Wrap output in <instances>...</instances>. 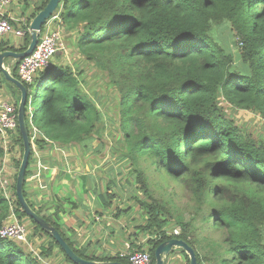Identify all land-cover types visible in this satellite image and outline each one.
Instances as JSON below:
<instances>
[{
    "label": "trees",
    "instance_id": "16d2710c",
    "mask_svg": "<svg viewBox=\"0 0 264 264\" xmlns=\"http://www.w3.org/2000/svg\"><path fill=\"white\" fill-rule=\"evenodd\" d=\"M47 1H34L35 13L19 15L24 21L15 20L19 17L14 18L13 13L5 14L24 35L17 47L0 37V52L27 48L29 23ZM21 2L26 7L31 0ZM54 15L60 19L64 34L71 32L73 39L76 35L71 45L75 44L84 63L80 67L58 64L59 57L65 56V46L53 56L55 64L44 68L50 81L43 92L34 100L27 95L25 123L31 152L23 194L31 208L87 260L131 264L121 253L145 251L154 264L155 247L179 238L194 249L198 264H264V140L246 133L222 106L226 103L235 111L264 117V0H60ZM224 26L241 44L236 56L219 38V29ZM19 60L4 59L13 61L10 71L17 79ZM85 60L89 69L93 66L100 72V86L86 80ZM4 80L0 70V89ZM7 82L16 91L12 103L17 112L20 92ZM23 84L27 89L29 84ZM94 86L101 93L112 90L115 102L107 107L113 106L116 123H109L126 147L125 155L118 158L128 164L129 180L119 184L112 174L97 184L90 178L88 191L94 198L89 193L88 199L94 208L86 207L88 221L77 217V225L69 229L60 222L63 206L57 205L54 215L35 206L27 193L26 179L31 174L33 143L38 150L49 149L51 141L61 148L78 146L90 152L95 139H101L98 130L105 128V119L100 100L105 101V97L100 99ZM39 97L40 107L32 110ZM17 123L14 130L7 131V138L9 147L18 146L21 154L15 161L13 180L0 179V228L10 221L26 222L30 235L43 237L44 242L35 254L26 250L27 242L0 238V264H49L58 253L64 264H77L18 202L15 183L23 142ZM9 151L0 140L2 161ZM150 166L161 173V180L170 178L179 185L188 218L178 212L173 198L155 195L145 171ZM64 175L59 173L54 183ZM126 193L137 205L131 207L122 199ZM116 199L125 207L116 209L109 218L136 209L135 216H128L134 225L130 222L125 228L113 229V221L102 218L111 213ZM58 200L67 203L70 214L81 207L65 194ZM176 226L179 234L173 232ZM108 227L112 231L107 232L104 242L97 240L78 248L82 230L92 229L99 238ZM139 234L146 236V243ZM91 243L99 248L97 254H91ZM177 250L189 264L187 254Z\"/></svg>",
    "mask_w": 264,
    "mask_h": 264
},
{
    "label": "rangeland",
    "instance_id": "374dc122",
    "mask_svg": "<svg viewBox=\"0 0 264 264\" xmlns=\"http://www.w3.org/2000/svg\"><path fill=\"white\" fill-rule=\"evenodd\" d=\"M15 0H12L11 3H13ZM34 1H40L41 3L44 2L45 0H34ZM27 3L26 7L25 6H20L16 2H14V7L13 5H9L5 7V9L2 10L4 14L12 15L14 18H18L21 13L25 14L26 16H31L33 13H35V9L32 6L34 3ZM10 3V4H11ZM25 7V8H24ZM22 15V14H21ZM52 16L45 21V23L42 25L41 30L38 34V40L40 41L43 36L45 35L46 32L50 30H59L62 35H61V41L64 45L66 46V51L64 57H59L60 59L57 60L58 64L60 65H65V66H75L74 64L80 65L84 63V57H82L75 49V44L73 46L71 45L72 40H76V35L74 36L71 34V32H65L63 33V28L59 25L60 19L58 17L51 19ZM21 37H18L14 34V27L11 30L10 34L7 36H2V39L4 40H10L11 45L17 47L18 46V41L20 40ZM219 38L223 44V46L229 50L231 53H233L235 56L240 52V46L241 44H237L236 42L238 41L237 37L232 33L230 35L229 29L227 26L221 27L219 29ZM72 41V43L74 42ZM64 50V49H63ZM55 58L52 57L50 60V64L53 62ZM55 61V60H54ZM55 64V62H53ZM85 66L87 69V72L85 73V78L86 80L90 79L91 81H94L96 86L101 85V78L99 77L100 72H97L96 69L91 66L90 69L86 64L85 60ZM11 69V67H10ZM47 69H39L35 72L34 78H36V82L33 81L31 84L27 85V95L29 100H34V97L36 94H41L43 92V89L47 86L49 83V78L47 76ZM16 76L19 78L16 70H15ZM3 85L1 86L3 90V95L7 97V99L10 102H13L15 98H17L16 91L14 90L13 87L8 85L9 83L7 81L2 82ZM40 85V87H38ZM96 86H94V89L96 92L100 93V99L105 97V101L100 100L102 104H100V111L104 115V124L105 128H99L98 130V135L101 136L100 138L95 139L93 142V148L90 152H84L81 149L79 150L78 146L71 147V148H66L63 151H57L55 153V156H52V159H50L48 156L44 155L45 153H49V150L51 148L52 142L49 141L50 147L49 149H44L38 151V147H35V143H33V153L31 154V160L29 163V170H31L32 175L34 172L39 173V176L36 177L35 179H30L29 177L26 179V190L27 193H29V197L31 198L32 202L36 204V207H41L42 206V211L50 213L54 215L55 213V207L57 205H60L61 207L63 206V209L59 210V218L61 223H67L69 225V229L71 226H76V218L79 217L80 220L82 221H88V214H89V208L93 209V201L92 199H88L87 195V190L91 185V180L95 181L97 184L99 182V179L103 178L106 180L108 177H112V174L114 175L115 180L119 184H124L125 180H129V178L126 176V173L129 169L128 164L126 162H121L120 158L118 156L125 155L126 152V147L123 145L122 140H119L118 133L115 132L110 125V121H113L114 125L116 121L113 118V106L107 107L108 104L115 102V99L113 101V97L111 95L112 90H105V92L101 93L99 90H97ZM0 89V90H1ZM115 90V89H114ZM2 93V92H1ZM42 102V98L39 97V99L35 102V106H32V110H37L40 105L39 103ZM222 106L224 108V113L230 116L234 122L239 125L246 133H251L252 135L261 138L264 140V122L262 121L263 118L259 115H254L246 110H233L230 107L228 108V105L226 103H222ZM254 113V112H253ZM262 118V119H261ZM118 139V141H116ZM53 147H55L54 144H52ZM57 145V144H56ZM58 146V145H57ZM9 148L10 151H9ZM7 149H8V154L5 156V158L0 159V179H4L6 182H11L13 180V176L15 173V161L17 158L20 156L21 152L19 151L18 146L13 147L10 144V147L7 142ZM97 152L93 153V151L97 150ZM102 149V150H101ZM52 150V149H51ZM50 150V151H51ZM100 150V151H99ZM35 153V154H34ZM43 154V155H42ZM45 163L43 162V160ZM55 161L58 165H56V174L57 176L59 173H64L65 175L61 178L60 181H56L53 183V179L55 178L52 177L55 173L54 166L51 164ZM152 164V162H150ZM38 168L41 171H38ZM60 170V171H59ZM118 171H121V174H118ZM148 180H149V185L152 190L155 191L156 196H163V197H171L173 198V202L177 204V207L179 208V213L183 214L188 218L190 216L187 214L186 209L184 207V204H186V199L184 198L181 189L178 184H176L173 180L170 178L167 179V181L161 180L159 175L161 173L157 170H154L153 166L148 167L145 169ZM44 174V176H43ZM90 176V177H89ZM93 177V178H92ZM90 178H92L90 180ZM164 179V178H163ZM4 183V182H3ZM51 183V187L50 184ZM134 184V182H131ZM5 184V183H4ZM58 187L59 192L65 193L66 196L71 195L70 200H74L81 207L78 209H75L73 211V214H70V208L68 207L67 203L63 202L61 203L59 199V195L53 193L52 190L49 191L48 187L52 189V187ZM166 186L165 188H162ZM133 193V192H132ZM11 194L8 193V196ZM63 195V194H62ZM61 195V196H62ZM130 196V193H126L122 199L124 201L128 200L127 197ZM46 200H49L46 202ZM119 200H114L112 207L110 208V212L108 215H106L104 218L105 220H111L113 221V229L114 228H121V227H126L127 224L130 222L133 223V225L136 223L134 222L130 216H135L136 209L128 211V212H121L120 214L118 213L117 217L111 219L110 214H115L116 209H119V207H125L121 206V203H118ZM60 203V204H59ZM131 207L137 203L134 202V200H128L127 202ZM87 207V208H86ZM190 209V208H189ZM139 211V209L137 208ZM118 211V210H117ZM190 212L192 213V209H190ZM87 216V219H86ZM115 216V215H114ZM112 216V217H114ZM100 219V218H97ZM103 219V220H104ZM100 221V220H99ZM24 222V221H23ZM173 222V221H172ZM26 229V236H25V241L26 243V250H31L35 254L39 253V245L43 244V237L39 236H31L30 235V230H29V225L28 223H23ZM172 223L169 224V229L172 228ZM179 228V226H176ZM82 230V229H81ZM131 232L134 230L133 227L130 228ZM180 230V228H179ZM89 234V231L86 229L82 230V233L79 236V240L82 242L87 238ZM119 238V237H118ZM139 239H141L144 243H146V236L143 234H139ZM104 242V241H103ZM59 255L49 263V264H64L62 262L63 258L61 257V254L58 253ZM174 255H179L183 256L180 250H175L171 252L167 257H166V262L165 264H179L180 258L175 259L174 261H170L169 258H171ZM174 259V257H173Z\"/></svg>",
    "mask_w": 264,
    "mask_h": 264
},
{
    "label": "water",
    "instance_id": "95a60500",
    "mask_svg": "<svg viewBox=\"0 0 264 264\" xmlns=\"http://www.w3.org/2000/svg\"><path fill=\"white\" fill-rule=\"evenodd\" d=\"M60 0H48L45 6L38 11L29 23V34L31 36L30 42L27 48L20 52H14L10 50H4L0 52V70L4 75V78L13 83L20 92V99L17 105V124L19 132L23 142V154L16 174L15 194L24 212L31 217L37 224L47 231L54 240L60 245L62 250L68 256V258L77 264H126L117 261H95L87 260L78 256L69 246V244L63 239L58 230L49 222L44 220L39 214H37L26 201L23 194V182L25 178L26 167L31 152L30 140L25 123V103L27 101V89L23 82L15 78L9 67L4 66V59L6 57H12L14 59H20L26 56L35 48L38 42V34L42 25L47 19H49L54 13ZM175 249H182L187 254L189 264H198L194 249L187 244L184 240L179 238H170L159 243L154 249L155 263L164 264V258L173 252Z\"/></svg>",
    "mask_w": 264,
    "mask_h": 264
},
{
    "label": "built area",
    "instance_id": "2783aa9c",
    "mask_svg": "<svg viewBox=\"0 0 264 264\" xmlns=\"http://www.w3.org/2000/svg\"><path fill=\"white\" fill-rule=\"evenodd\" d=\"M11 2L12 0H0V37L9 35L13 29V25L7 17H4L5 14L2 12ZM54 18H56V15L52 16L51 19ZM15 20L19 22L24 21L25 18L19 16V18ZM14 34L18 37H22L24 35V30L21 28H14ZM64 48L61 41V32L59 30H50L46 32L43 38L40 41L38 40L32 52L20 58L16 66L20 81L28 84L32 83L35 72L39 69L46 68L51 58ZM262 118L264 122V117ZM16 122L17 112L15 111V106L0 90V140L5 148H7L8 142L7 131L14 130ZM34 130L37 131L36 128H34ZM38 171L41 170L38 168L37 172ZM38 176L39 173H34L30 176V179H35ZM12 216H14L13 213ZM173 232L174 234H179L180 230L179 228H175ZM25 236V226L18 221H10L0 228L1 239L9 238L25 241ZM121 256L127 257L131 264H151L150 255L145 251H126L121 253Z\"/></svg>",
    "mask_w": 264,
    "mask_h": 264
},
{
    "label": "crops",
    "instance_id": "0c3cea01",
    "mask_svg": "<svg viewBox=\"0 0 264 264\" xmlns=\"http://www.w3.org/2000/svg\"><path fill=\"white\" fill-rule=\"evenodd\" d=\"M22 0H15L14 2H16L18 5H20V6H22V2H21ZM34 0H31V2H33ZM14 2L13 3H11L10 5H9V8H10V6H12L13 5V7H14ZM5 9V8H4ZM8 15V14H7ZM11 15V14H10ZM9 15V16H10ZM26 16V15H25ZM11 43H13V42H11ZM18 43L20 44L21 42H20V40L18 41ZM18 44V45H19ZM12 58V57H11ZM12 59H14V58H12ZM13 63V61H7V62H4V66H7V67H9V69H10V65ZM11 72V71H10ZM52 144H54L55 145V147H53V145ZM51 144V148H50V150H49V153H45L44 155H46V156H48L50 159H52V156L54 155L55 156V153L59 150V151H63L64 149H66V148H61V147H58L55 143H52ZM38 151H40V150H38ZM43 155V154H42ZM43 160V159H42ZM43 162H45L44 160H43ZM46 164L47 163H49V162H45ZM50 164V163H49ZM52 166H54V169H55V173H54V175L52 176V177H54L55 176V174H56V164H55V162L53 161V163L51 164ZM43 176H44V174H43ZM56 177V176H55ZM64 178V177H63ZM54 181H55V179L53 180V183H54ZM50 184V187H51V183H49ZM90 186H92V182H91V185ZM90 188V187H89ZM88 188V189H89ZM48 189H49V191L50 190H52L53 191V193H55V194H57V195H59V196H61L62 194H65V193H63V192H59V188L56 186L55 188L54 187H52V189L51 188H49L48 187ZM89 193L91 194V195H93V193L91 192V191H88L87 190V195L90 197V195H89ZM70 197H72L71 195H69V198ZM92 199L94 198V195L91 197ZM35 206H36V204H35ZM69 207V206H68ZM89 207V206H88ZM69 213H70V211H69ZM64 226H67L68 224L67 223H62ZM110 230V232L112 231L111 229H110V227H108V228H105L104 230H102L103 232H104V234L103 235H100V237L98 238V236L96 235V233L94 234L93 232H91V231H93L92 229H90V230H87V231H89V234H88V238H86L85 240H83L82 242L80 241V243L77 245L78 246V248H80V247H82V246H84V245H86V244H89L90 242H92V243H94V242H96L97 240H100V241H104V238H105V236H106V234H107V232ZM91 243V247L89 248L90 250H91V254H97L98 253V249L97 248H95V246L96 245H93ZM102 243V242H101ZM92 245H93V247H92ZM175 250H177V249H175ZM182 253V252H181ZM183 254V253H182ZM168 256V255H167ZM166 256V257H167ZM166 257L164 258V261L166 262ZM173 257H174V259H173ZM178 258H180V262H179V264H186V258H185V255L183 254V256L181 257V256H179V255H174V256H172L171 258H169V260L170 261H174L175 259H177L178 260ZM165 262H164V264H165Z\"/></svg>",
    "mask_w": 264,
    "mask_h": 264
}]
</instances>
